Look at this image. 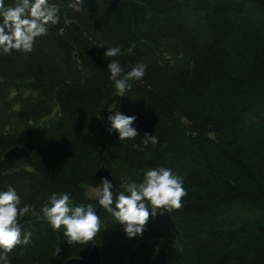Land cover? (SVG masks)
I'll return each instance as SVG.
<instances>
[{
    "label": "trees",
    "instance_id": "1",
    "mask_svg": "<svg viewBox=\"0 0 264 264\" xmlns=\"http://www.w3.org/2000/svg\"><path fill=\"white\" fill-rule=\"evenodd\" d=\"M73 2L49 0L59 23L30 53L0 54V189L33 206L20 219L32 240L7 254L11 264H64L93 245L101 264H264V0H82L80 11ZM106 47L120 49L110 59L126 69L146 65L123 93ZM114 109L136 115L157 143L140 151V135L109 134ZM14 146L30 159L4 163ZM102 166L115 191L170 168L186 195L158 209L142 237L128 239L101 211L93 240L70 246L40 208L52 192L95 204Z\"/></svg>",
    "mask_w": 264,
    "mask_h": 264
},
{
    "label": "clouds",
    "instance_id": "2",
    "mask_svg": "<svg viewBox=\"0 0 264 264\" xmlns=\"http://www.w3.org/2000/svg\"><path fill=\"white\" fill-rule=\"evenodd\" d=\"M81 2L74 0L70 6L80 11ZM59 20V10L49 0H15L14 4L0 0V54H11L13 51L30 53L36 38L46 35L49 25H55ZM104 49L108 78L118 92L123 93L129 88L126 81L143 78L146 65L136 64L126 69L118 60L110 59L120 53L118 47ZM122 74L124 78H121ZM114 110L108 111L106 131L109 134L115 132L120 142L134 140L140 135V144L132 145L140 151L150 143H157L152 133H139L134 126L136 115ZM109 175L112 179L101 177L97 180L96 174L94 176L98 181L95 204L75 202L69 192H52L41 206L40 213L50 228L61 232L68 245L93 240L101 228V211L109 214L122 227L128 239L142 237L150 217L161 214L158 209L179 208L182 197L186 195L181 177L167 167L148 168L141 179L121 182L119 191L114 190L116 180L110 171ZM30 213H33V206L22 203L16 188L9 185L0 189V264H11L7 254L15 246L31 242L33 233L22 228L20 222ZM61 251V247L57 246L54 255L60 256Z\"/></svg>",
    "mask_w": 264,
    "mask_h": 264
},
{
    "label": "water",
    "instance_id": "3",
    "mask_svg": "<svg viewBox=\"0 0 264 264\" xmlns=\"http://www.w3.org/2000/svg\"><path fill=\"white\" fill-rule=\"evenodd\" d=\"M19 159H30V155L25 147L14 146L3 156V161L6 164H13ZM101 177L112 179L106 166H102L96 173L97 180ZM64 264H101L100 250L97 245H93L86 257H71Z\"/></svg>",
    "mask_w": 264,
    "mask_h": 264
},
{
    "label": "rangeland",
    "instance_id": "4",
    "mask_svg": "<svg viewBox=\"0 0 264 264\" xmlns=\"http://www.w3.org/2000/svg\"><path fill=\"white\" fill-rule=\"evenodd\" d=\"M89 194L92 195V196H95V189H90L89 190Z\"/></svg>",
    "mask_w": 264,
    "mask_h": 264
}]
</instances>
